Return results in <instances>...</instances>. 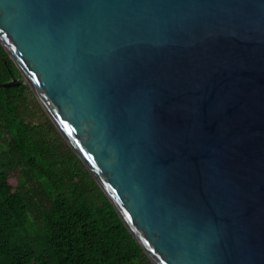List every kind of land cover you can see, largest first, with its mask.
<instances>
[{
	"label": "water",
	"instance_id": "water-1",
	"mask_svg": "<svg viewBox=\"0 0 264 264\" xmlns=\"http://www.w3.org/2000/svg\"><path fill=\"white\" fill-rule=\"evenodd\" d=\"M0 44L152 264H264V0H0Z\"/></svg>",
	"mask_w": 264,
	"mask_h": 264
},
{
	"label": "trees",
	"instance_id": "trees-1",
	"mask_svg": "<svg viewBox=\"0 0 264 264\" xmlns=\"http://www.w3.org/2000/svg\"><path fill=\"white\" fill-rule=\"evenodd\" d=\"M31 94L0 88V264H152Z\"/></svg>",
	"mask_w": 264,
	"mask_h": 264
},
{
	"label": "rangeland",
	"instance_id": "rangeland-1",
	"mask_svg": "<svg viewBox=\"0 0 264 264\" xmlns=\"http://www.w3.org/2000/svg\"><path fill=\"white\" fill-rule=\"evenodd\" d=\"M32 95H34V94H31V95L29 96V99L35 98V97H34V96H32Z\"/></svg>",
	"mask_w": 264,
	"mask_h": 264
}]
</instances>
